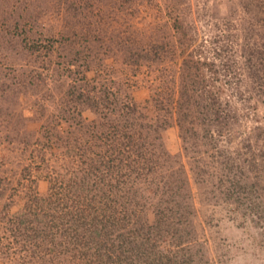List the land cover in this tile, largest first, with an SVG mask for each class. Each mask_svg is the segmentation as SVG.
I'll return each instance as SVG.
<instances>
[{"label": "rangeland", "instance_id": "obj_1", "mask_svg": "<svg viewBox=\"0 0 264 264\" xmlns=\"http://www.w3.org/2000/svg\"><path fill=\"white\" fill-rule=\"evenodd\" d=\"M32 192L52 264H264V0H0V218Z\"/></svg>", "mask_w": 264, "mask_h": 264}, {"label": "trees", "instance_id": "obj_2", "mask_svg": "<svg viewBox=\"0 0 264 264\" xmlns=\"http://www.w3.org/2000/svg\"><path fill=\"white\" fill-rule=\"evenodd\" d=\"M184 66V72L191 70ZM199 69V67L197 68ZM187 83L182 80L180 84V97L178 99V113L181 116H186V108L189 102L199 113L206 112L214 113L211 104L201 105L199 101H194L189 94ZM186 107L184 108V105ZM198 105V106H197ZM201 105V106H200ZM184 109V111H183ZM26 203L21 213H15L11 216H2V225L0 226V257L13 262V264H37L35 260H30L31 255H37L36 252H41L39 264H52L54 255L53 238L49 236L50 231L45 230V225L42 221L44 217V205L51 198L50 196L43 197L37 193H29L26 196ZM4 222V224H3ZM50 246V248H48ZM52 247V248H51ZM39 249V251L37 250Z\"/></svg>", "mask_w": 264, "mask_h": 264}]
</instances>
